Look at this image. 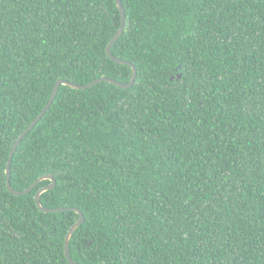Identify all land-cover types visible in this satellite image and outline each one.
Instances as JSON below:
<instances>
[{
	"label": "trees",
	"instance_id": "trees-1",
	"mask_svg": "<svg viewBox=\"0 0 264 264\" xmlns=\"http://www.w3.org/2000/svg\"><path fill=\"white\" fill-rule=\"evenodd\" d=\"M0 0V264H264V0ZM181 74L179 77L178 75Z\"/></svg>",
	"mask_w": 264,
	"mask_h": 264
},
{
	"label": "water",
	"instance_id": "water-1",
	"mask_svg": "<svg viewBox=\"0 0 264 264\" xmlns=\"http://www.w3.org/2000/svg\"><path fill=\"white\" fill-rule=\"evenodd\" d=\"M116 1H117L118 8L120 10L121 16H122V23H121L120 28L112 36V38H111V40H110V42L108 44V47H107V52L111 56V58L113 60H115L116 62L127 63V64L132 65L133 74H132V77H131L130 81L124 83V82L118 81V80L113 79V78H110V77H100V78H97V79L93 80L92 82H90L88 84H77V83L70 82L68 80H63V79L58 80L56 82L55 86H54V89H53V92L51 94V97L49 98V100L46 103V105L38 113V115L30 122V124L27 126V128L18 136V138L16 139V141L13 144V147H12V150H11V153H10V157H9V160H8V163H7V168H6L7 184H8L9 190L12 193L18 194V195L19 194H23V193H27L36 184V182H34L32 185H30V187L25 188L23 190H17V189H15L12 186L11 181H10L11 163H12V159H13L14 153L16 152V150H17L20 142L22 141V139L38 123V121L43 117V115L46 113V111L51 106V104H52V102H53V100H54V98H55V96H56V94L58 92V89H59L60 84L65 83V84H68V85L73 86L75 88H88V87H91V86L95 85L98 82H101V81L106 80V81L112 82L115 85L120 86L122 88H128V87H131L135 83V80H136V77H137V68H136V66L132 62H130L128 60L121 59L119 57H116L112 53V46L114 45V43L116 42V40L119 38L120 34L122 33V31H123V29L125 27V9H124L122 0H116ZM178 76L180 77L181 74H179ZM41 179H50L51 180V182L48 185H46V186L42 187L41 189H39L38 192H37V194H36V202H37V205L39 206V208L41 210L48 211V212H53V211H58V210L72 209V210L77 211L80 214L79 219L70 227V229H69V231H68V233L66 235V238H65V253H66V255H67V257H68V259H69V261H70L71 264H81V263H78L75 260H73V258L71 257L70 249H69V242H70V238H71L73 232L84 221V217H85L84 216V213L78 207H51V208L44 207L42 205V203H41L40 195L43 192H45V191H47L49 189L54 188V186L56 184V180H55L54 176L51 175V174L44 175V176H42V177L39 178V180H41Z\"/></svg>",
	"mask_w": 264,
	"mask_h": 264
}]
</instances>
